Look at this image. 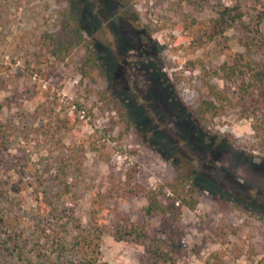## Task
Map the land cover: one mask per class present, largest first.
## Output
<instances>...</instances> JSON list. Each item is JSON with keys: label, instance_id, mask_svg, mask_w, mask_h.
<instances>
[{"label": "rangeland", "instance_id": "rangeland-1", "mask_svg": "<svg viewBox=\"0 0 264 264\" xmlns=\"http://www.w3.org/2000/svg\"><path fill=\"white\" fill-rule=\"evenodd\" d=\"M55 1L0 0V80L7 84L0 88V119L18 129L13 146L0 147L2 181L20 179L9 168L17 157L43 164L46 144L38 145L32 131L42 122L34 111L48 96L58 104L57 112L79 116L63 143L85 147L76 195L64 201L77 207L86 224L93 192H119L107 201L112 213L99 215L108 225L101 240L103 261L139 264L143 246L116 240L113 224L126 217L160 226L158 216L146 219L147 199L138 185L156 187L181 174L198 202L194 209H183L186 250L177 264H258L264 257V155L253 148L252 119L230 109L205 128L189 110L205 91L208 75L222 84L213 78L214 69L242 50L235 30L226 33L227 45L221 38L196 49L198 27L205 26L214 7L238 0H65L63 5L80 17L102 68L95 78H84L78 69L80 50L49 67L44 82L29 77L33 48L27 42ZM239 1L247 16L256 4L260 7L256 0ZM113 96L125 105L128 121L112 109ZM17 194L13 198L21 201ZM36 205L30 195L15 207L27 217L28 230Z\"/></svg>", "mask_w": 264, "mask_h": 264}, {"label": "trees", "instance_id": "trees-1", "mask_svg": "<svg viewBox=\"0 0 264 264\" xmlns=\"http://www.w3.org/2000/svg\"><path fill=\"white\" fill-rule=\"evenodd\" d=\"M64 1L56 0L43 23L31 32L33 38L27 42L33 48L27 67L30 78L47 82L51 75L49 67L71 59L80 50L84 54L78 69L84 78H95V71L102 68L84 34L80 17L70 6H64ZM256 3L260 7L256 4L255 13L248 16L239 0L216 6L205 26L198 27L196 49L221 38L227 45L226 33L235 30L240 32L238 41L242 50L214 69L213 78L222 80V84L208 75L205 91L195 96L189 110L205 128L230 109L237 110L241 117L251 118L255 132L253 148L264 155V0ZM185 30L189 28L182 32ZM4 87L7 84L1 79L0 88ZM109 102L128 121L125 105L114 96ZM52 103L48 96H43L34 111L42 119L32 132L38 145L46 144L42 147L46 151L40 153L43 164L37 166L30 159L15 156L9 168L16 169L20 179L12 184L0 178V264H111L101 259V240L108 225L99 215L112 213L113 207L107 201L119 192L113 188L93 192V208L86 224L78 216L77 207L64 201V196L76 195L86 155L84 143L68 146L63 143L64 135L78 124V114L57 112L58 104ZM16 128L0 119L1 151L13 146ZM188 182L179 174L156 187L138 185V192L147 199L146 219L158 216L160 226L126 217L113 224L111 233L116 240L143 246L139 264H177L184 256L186 244L180 227L183 209H194L198 202ZM15 193H19L21 201L13 198ZM30 195L35 196L37 213L28 230L23 225L27 217L16 212L15 207ZM258 264H264V257Z\"/></svg>", "mask_w": 264, "mask_h": 264}]
</instances>
